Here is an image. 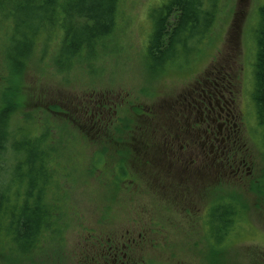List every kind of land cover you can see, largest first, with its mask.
<instances>
[{
  "label": "rangeland",
  "instance_id": "374dc122",
  "mask_svg": "<svg viewBox=\"0 0 264 264\" xmlns=\"http://www.w3.org/2000/svg\"><path fill=\"white\" fill-rule=\"evenodd\" d=\"M167 1L120 0L91 66L57 65L58 29L34 48L17 102L33 131L49 123L56 139L75 137L60 179L76 215L64 244L27 264H264L263 132L253 99L264 0H219L208 35L152 69V12ZM120 166L126 178L116 185ZM225 196L242 201L243 217L215 250L206 212Z\"/></svg>",
  "mask_w": 264,
  "mask_h": 264
},
{
  "label": "trees",
  "instance_id": "16d2710c",
  "mask_svg": "<svg viewBox=\"0 0 264 264\" xmlns=\"http://www.w3.org/2000/svg\"><path fill=\"white\" fill-rule=\"evenodd\" d=\"M120 0H0V42L7 80L0 108V263L27 264L62 246L76 209L65 199L62 168L73 140L56 133V126L35 132L28 113L17 102L25 67L41 39L53 30L61 34L55 55L58 66H91L101 43L113 33ZM219 0H168L153 10V31L147 46L149 67L160 69L175 61L208 35ZM257 52L253 99L262 127L264 148V4L256 31ZM194 46H193V45ZM65 138V140L63 139ZM68 138V140H67ZM73 143V144H70ZM124 161V160H123ZM103 159H93L94 174ZM125 163V161H124ZM70 167V165H69ZM126 171V166L124 167ZM120 166L116 185L126 178ZM124 171V172H125ZM121 181V182H120ZM124 181V180H123ZM235 196V195H232ZM225 196L210 203L205 224L219 250L228 246L243 217V203ZM74 220V219H73ZM72 220V226H73ZM116 235H112L114 238ZM118 238L116 239V241ZM109 247L119 249L113 241ZM221 245V246H219ZM121 261L120 255L115 257Z\"/></svg>",
  "mask_w": 264,
  "mask_h": 264
},
{
  "label": "flooded vegetation",
  "instance_id": "af4514ba",
  "mask_svg": "<svg viewBox=\"0 0 264 264\" xmlns=\"http://www.w3.org/2000/svg\"><path fill=\"white\" fill-rule=\"evenodd\" d=\"M105 102H108V100H104ZM104 105H107V104H104L103 102H101V104H99V107L98 108H100V106H102L101 107V109H106V107H104ZM108 106H109V102H108ZM108 108H112L111 106H109ZM116 246V245H115ZM118 247V246H117Z\"/></svg>",
  "mask_w": 264,
  "mask_h": 264
}]
</instances>
